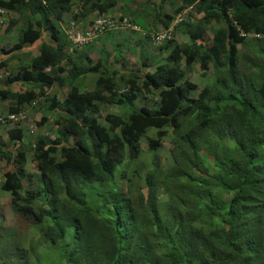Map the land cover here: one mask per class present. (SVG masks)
Listing matches in <instances>:
<instances>
[{"label":"trees","instance_id":"trees-1","mask_svg":"<svg viewBox=\"0 0 264 264\" xmlns=\"http://www.w3.org/2000/svg\"><path fill=\"white\" fill-rule=\"evenodd\" d=\"M166 1L0 0L21 20L16 39L24 28L0 55L38 44L4 78L0 102L16 115L45 104L56 127L53 139L33 134L28 148H13L22 130L10 125L0 139V191L24 226L1 229L0 264H264V0H170L161 14ZM118 3L124 23L144 32L138 49L129 28L95 34L103 48L74 46L60 28L66 14L86 23ZM184 9L154 46L148 23L166 29ZM139 52L164 62L153 67ZM192 67L199 78L210 71L199 88L186 78ZM14 83L24 89L6 88ZM53 87L65 90L60 100ZM147 97L152 109L99 116ZM162 142L168 164L155 153Z\"/></svg>","mask_w":264,"mask_h":264},{"label":"rangeland","instance_id":"rangeland-1","mask_svg":"<svg viewBox=\"0 0 264 264\" xmlns=\"http://www.w3.org/2000/svg\"><path fill=\"white\" fill-rule=\"evenodd\" d=\"M132 2L141 3V2H143V0H132ZM169 3H171L170 0H167L166 3L163 4V7L159 8V13H161V14H162V12L169 13L172 9V7L169 5ZM79 4L74 2V4L71 7V11L74 8L78 7ZM119 6H120V3H118L116 5V7L112 9L110 14H120V10H118ZM154 9L156 11H158L157 6H155ZM93 16H94L93 14H88L86 16V20H88V19L92 20ZM69 18H70L69 14H66L62 17L63 21H62L60 28L63 32L66 31ZM15 19H18V18L13 13L4 12L0 16V20L2 22L0 24V50L1 49H8L10 46L17 43L18 40L20 39L21 31L24 28H22V30L20 31L19 39H16L17 34H18V28H19L20 23H21V20H19V19L15 23V25L12 28H10L7 33H5V30L8 28L7 25L9 23V21L15 20ZM148 24H151L150 30H149L150 32H155V31L161 29V27L159 25L155 24V22L148 23ZM82 25L83 24L81 23L80 26L82 27ZM80 26L78 25L79 29H80ZM212 28H213V26H212ZM122 33L125 34V32H122ZM136 34L140 35V33H136ZM126 36L127 35H125L124 37H126ZM45 40H47L46 36H45ZM173 40H174V42L180 43V44L185 42L184 37L180 33L177 34V36L174 37ZM141 44H144V43H141ZM103 45H104V43H100L98 41L93 43L94 48H103ZM105 45H107V44H105ZM37 46H38V44H35L34 46L30 45L28 47L18 49V51H13V52H10L7 54L0 55V60L6 61L5 68L0 69V86H2L5 76L9 72L13 71L16 66L27 64V63H29V61L33 57L38 55ZM124 47H125V49L130 48L128 40H124ZM135 49H138V46H135ZM108 55L110 56L112 54L108 53ZM138 55L141 57V59H145V58L149 59L151 61L153 67L158 65V64H162L164 62L163 55L153 56L151 53H148V52H146V53L139 52ZM130 58H131V60H129V58L127 56H124V67H128L129 65L134 64L132 61L133 56L131 54H130ZM151 70H150V72H151ZM195 70L196 69L192 67L191 72L186 74V78L189 79L191 82L195 83L197 85V87L199 88L203 85V82H205L209 78L210 71L207 72L205 77L199 78L198 77L199 73L196 72ZM3 73H5V74L3 75ZM94 77L95 76L87 75L85 78V82H83L82 85L85 86L86 88H91ZM6 88L10 91H18L20 88L24 89V86H20V84L14 83L12 85H8ZM61 89H62V87H61ZM52 91H56L55 96L57 94V96L60 98H62L64 96L63 93H65V90L58 91V89H56L54 87L51 88L50 92H52ZM152 102H153L152 98L147 97V99L145 101H142L141 99L138 98L132 102L131 106L127 105L126 107H123L124 110H121V108H116L114 106L106 109L108 106H103L100 108L99 116H100V118H101V116H104L106 111L112 112L114 114H116V113L121 114L122 112L128 113L130 110H137L138 108H140L142 106H144L148 109H152L153 108V106L151 105ZM34 107H33V109L27 107L26 110L24 111L25 112V119H23L22 121H17L15 123H19L20 127L24 128L23 130L26 129V131H33V134H36V135L39 133H42L43 135L48 136L49 139H53V134H54V131L56 130L55 129L56 127L52 124L51 119L55 115H52L49 111L46 110L45 104H41V105L35 104ZM6 109H7L6 102L5 101L0 102V116H6L7 115V113L5 112ZM40 118H44L45 121L41 122V124L39 126H36V123L39 122ZM15 123L13 125V128H15ZM29 127H30V129H29ZM152 132L153 131H150L147 133L149 138L152 137V134H153ZM0 137L3 141L6 139L5 138V131L2 129H0ZM30 139H31V137L29 138V140ZM140 145H141V148L144 150L146 148V145H147L146 139H142L140 141ZM170 147L171 146L169 145V143L162 142L160 144V146L157 147V149H156L155 153L158 156L159 160L163 162V164H168V162H169L168 150L170 149ZM6 167L7 166H6L5 162L3 160H1L0 161V169L1 168L6 169ZM26 170L27 171L33 170V164L29 161L28 158H27V162H26ZM1 182H2V178H1V172H0V183ZM0 220H1L0 235H2L1 229L6 228V226L13 227V228L15 227V229L19 233L24 230L23 229V227H24L23 223L9 209L8 193L1 192V191H0Z\"/></svg>","mask_w":264,"mask_h":264},{"label":"clouds","instance_id":"clouds-1","mask_svg":"<svg viewBox=\"0 0 264 264\" xmlns=\"http://www.w3.org/2000/svg\"><path fill=\"white\" fill-rule=\"evenodd\" d=\"M71 7H72V6H71ZM75 11H76V8H74V9L72 10L73 13H75ZM187 11H188V9H184V10L180 11L179 13H177V14L175 15V17H174V19H173L171 25H170L168 28H166V29H159V30H158L157 32H155V33H148V36H149L151 42H152V38H153L154 36H156V35H158V34H161L163 31H167V30H170V31H169V38H168V39H162L161 41H163V40H169L170 37H171V35H172L173 27H174L176 24H178V23H180V22H182V21L185 20V13H186ZM3 13H4V11L0 9V16H1ZM164 13H165V12H164ZM165 14H168V13H165ZM178 16H182L183 19H182L181 21H177V22H176L175 20H176V18H177ZM92 18H93L92 20H91V19H88V20H86V21H87L86 23H82V24L84 25V26L82 25V27L80 26V25H81L80 22L76 23V22L72 21V20L69 18V20H68V24H67V28H66V31H65L64 33L68 36V39L70 40V42L72 43V45L77 46V47H80V46H85V45H87V44H90L91 42H92V44H93L94 42H96V41H93V39H94V37H95V34L99 33L100 31H102V32H101L102 37H106V38L109 39V38L111 37L112 33L114 34V31H115V30L118 31V30H120V29H124V28H129V29L133 30V31L135 32V33H133L134 37L137 36V38L141 40L140 42L137 41L138 43L135 44L136 46H140L141 43H144V39H143V37L145 36V35H144V32H142V31L139 29V27L136 26V25H126V24L124 23V20H123L122 17L120 16V14H110V13H109V14H106L105 16H103V17H102V16H97V17H96V16H93ZM101 19H107V20H109V22L111 23V27L95 28V26H94V22L97 21V20H101ZM90 21H92V26H88V24H89ZM70 22H72L73 25H74V32H73V33H78L79 35H80V34H81V35H84V34H85V31H90V32H92V36H91L87 41H84V42H82V43H80V44H77L76 42H73L72 38H70L71 33L69 32V31H70V27H71ZM1 23H2V22H1V20H0V24H1ZM78 25L80 26V29H79ZM107 32H110V35H107V34H106ZM136 33H140V35H137ZM174 37H176V35L173 36V38H174ZM254 37H257V36H254ZM161 41H160V42H161ZM160 42H159V43H160ZM159 43H158V44H159ZM158 44H157V45H158ZM153 45H154V44H153ZM157 45H154V46H157ZM69 51H71V49H69ZM5 54H7V53H5ZM5 73H6V72H5ZM5 73H3V75H4ZM7 75H8V74H7ZM7 75H6V76H7ZM6 76H5V77H6ZM55 99L60 100L61 98H59V97H55ZM19 114H22V115H23V118L20 119V120H16V121H14V122L6 120V121H4V122H2V123L0 122L1 129L4 130V131H6L7 125H10V128H11V127H13V125H14L15 122H17V121H22L23 119H25V112L18 113V115H19ZM7 115H9V114H7ZM7 115H6V116H7ZM12 115H14V116H18V115H16V114H12ZM0 117H5V116H0ZM54 117H55V116H54ZM15 128H19V129L22 130V140H20V141H13V143L15 144V146H13V148L16 147V146H18L19 144H23V148H28L27 144H30V143H31V139L29 140L28 138H30V137L33 135V131H26V129L23 130L24 128H23V127H20V125L17 124V123H15ZM29 129H30V127H29ZM5 138H7L6 133H5ZM0 139H1V137H0ZM6 140H7V139H6ZM24 150H28V149H24ZM25 157H26V162H27V158L29 159V153H28V151H26V153H25ZM3 161H4V160H3ZM25 169H26V165H25ZM30 172H32V171H30Z\"/></svg>","mask_w":264,"mask_h":264},{"label":"built area","instance_id":"built-area-1","mask_svg":"<svg viewBox=\"0 0 264 264\" xmlns=\"http://www.w3.org/2000/svg\"><path fill=\"white\" fill-rule=\"evenodd\" d=\"M182 19H183L182 16H178L175 21L176 22L181 21ZM70 25H71L70 31H69L71 33L70 38H72L73 42L80 44L84 41H87L92 36V32H90V31H85L84 35H81V34L79 35L78 33H73L74 32V25L72 22H70ZM94 26H95V28L111 27V23L107 19H101V20L95 21ZM169 31L170 30L163 31L161 34L154 36L152 38V43L154 45H157L162 39H168L169 38ZM22 118H23L22 114H19L18 116H14L12 114H9L5 117H0V122L2 123L6 120L14 122V121L20 120Z\"/></svg>","mask_w":264,"mask_h":264}]
</instances>
